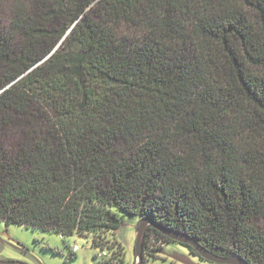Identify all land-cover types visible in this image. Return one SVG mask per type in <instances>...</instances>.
I'll return each instance as SVG.
<instances>
[{
  "label": "trees",
  "instance_id": "16d2710c",
  "mask_svg": "<svg viewBox=\"0 0 264 264\" xmlns=\"http://www.w3.org/2000/svg\"><path fill=\"white\" fill-rule=\"evenodd\" d=\"M130 215L264 264V0H0V222Z\"/></svg>",
  "mask_w": 264,
  "mask_h": 264
},
{
  "label": "rangeland",
  "instance_id": "374dc122",
  "mask_svg": "<svg viewBox=\"0 0 264 264\" xmlns=\"http://www.w3.org/2000/svg\"><path fill=\"white\" fill-rule=\"evenodd\" d=\"M142 221L138 215L126 216L121 229L107 236L108 242L122 246L125 264L137 263L136 242ZM74 247L78 248L77 252L73 251ZM112 260V253L94 247L90 237L67 239L43 229L0 222V264H107ZM147 264L214 263L190 253L181 244L166 243L154 257L148 258Z\"/></svg>",
  "mask_w": 264,
  "mask_h": 264
},
{
  "label": "water",
  "instance_id": "95a60500",
  "mask_svg": "<svg viewBox=\"0 0 264 264\" xmlns=\"http://www.w3.org/2000/svg\"><path fill=\"white\" fill-rule=\"evenodd\" d=\"M149 227H153V229H156L157 231L162 233V235L168 237L169 239L175 242H179L181 244L193 247L196 250V252L199 254L200 258L203 260H206V261H209L215 264H248L245 259L235 254L227 258L217 257L216 255L208 252V250L201 247L199 243H197L190 237L185 236L184 233L157 225L154 223V221L150 219H145L142 221L139 233L137 235V242H136L137 263L136 264H143V254H144V249H145L146 233L148 232Z\"/></svg>",
  "mask_w": 264,
  "mask_h": 264
},
{
  "label": "built area",
  "instance_id": "2783aa9c",
  "mask_svg": "<svg viewBox=\"0 0 264 264\" xmlns=\"http://www.w3.org/2000/svg\"><path fill=\"white\" fill-rule=\"evenodd\" d=\"M77 250H78V248H76V247L73 248V251L74 252H77Z\"/></svg>",
  "mask_w": 264,
  "mask_h": 264
}]
</instances>
